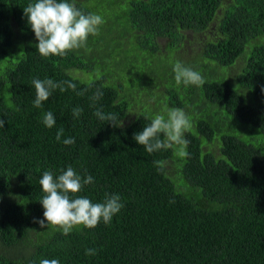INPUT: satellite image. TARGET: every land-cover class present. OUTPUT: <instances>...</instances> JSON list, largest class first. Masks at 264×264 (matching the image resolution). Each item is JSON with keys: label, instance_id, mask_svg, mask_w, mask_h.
<instances>
[{"label": "trees", "instance_id": "obj_1", "mask_svg": "<svg viewBox=\"0 0 264 264\" xmlns=\"http://www.w3.org/2000/svg\"><path fill=\"white\" fill-rule=\"evenodd\" d=\"M35 2L0 0V264H264V0H68L103 23L82 47L46 58L23 11ZM99 56V79L74 75L95 74ZM177 62L204 83L177 85ZM133 73L150 82L128 88ZM46 78L76 88L55 89L36 108L32 80ZM171 108L190 119L187 155L180 146L147 153L134 134ZM68 166L94 180L76 195L120 196L108 224L65 235L34 222L44 218L43 173Z\"/></svg>", "mask_w": 264, "mask_h": 264}, {"label": "clouds", "instance_id": "obj_2", "mask_svg": "<svg viewBox=\"0 0 264 264\" xmlns=\"http://www.w3.org/2000/svg\"><path fill=\"white\" fill-rule=\"evenodd\" d=\"M28 25L34 32L38 44L35 45L42 57L50 55L63 56L69 50L80 48L86 42L90 34H96L98 26L103 23L102 17L96 14L82 13L68 0H36L23 8ZM177 85H202V75L190 67H185L177 62L173 67ZM36 96L34 107L40 108L42 103L48 101L55 89L61 92L67 89L75 90L76 86L70 81L56 82L53 79H33ZM66 86V87H65ZM83 95L82 92L77 93ZM103 96L102 91H97L92 97L99 100ZM82 108H73L72 115L79 118ZM101 121H109L115 125L117 117L114 114H104L102 110L94 113ZM43 124L51 129L56 125V120L51 111L46 112L42 118ZM5 121L0 119V129H3ZM190 127V119L186 112L180 108H171L166 116L156 115L146 125L142 132L134 134V140L144 151L151 154L162 149L180 146L178 154L185 156L184 148L189 141L184 138V132ZM64 129L60 128L56 133L57 142L61 141ZM65 145H74L75 138L69 137L63 140ZM94 182L91 175L86 178L77 174L72 166L61 169L58 176L51 171H45L39 184L44 193L40 203L44 208L43 219L36 220L41 228L57 226L63 234H69L74 227L84 226L95 228L101 220L108 224L115 214H118L124 205L120 202L119 195H106L102 203H93L85 196H78L85 185ZM86 255H95V249H87ZM40 264H60L58 259H42Z\"/></svg>", "mask_w": 264, "mask_h": 264}, {"label": "rangeland", "instance_id": "obj_3", "mask_svg": "<svg viewBox=\"0 0 264 264\" xmlns=\"http://www.w3.org/2000/svg\"><path fill=\"white\" fill-rule=\"evenodd\" d=\"M189 37L191 39H193V35L192 34H189ZM173 55H176V54H173ZM177 56V55H176ZM91 60H93L95 62V69H96V73H90V74H84V73H81V72H76L74 73L75 76H78L80 78H85L83 79L84 81L86 82H92L96 79H99V75L101 74L99 72V74L97 75L98 73V69H101L102 67H104L106 65V60L103 56H99V58H95V57H92ZM149 62V60L145 61V62H142L140 64V62L138 61V65L140 64V68L143 69V65L144 64H147ZM7 68V66L5 64H0V72H3L5 69ZM158 69H159V65L158 63H154L150 69V72H153V73H157L158 72ZM140 74H137V73H133V75H129L126 79V83H127V86L128 88H130L131 84L133 83L132 80H135L136 81V85H142V83L144 81H146V83H149L150 81L148 80H145V79H142V78H137ZM108 85H115V84H112V83H109L107 82ZM125 84V83H124ZM118 86V85H117ZM130 91V90H129ZM162 91V90H160ZM122 96L124 97V91L122 93ZM126 99H128L132 104H133V107L138 103V100H135L133 96H130V97H125ZM148 100H150L149 98H147ZM152 103V102H151ZM153 108H156V107H153ZM264 148V147H262Z\"/></svg>", "mask_w": 264, "mask_h": 264}]
</instances>
